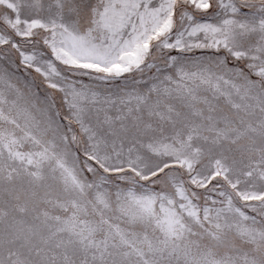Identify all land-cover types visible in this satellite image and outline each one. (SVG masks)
Here are the masks:
<instances>
[{
	"label": "snow or ice",
	"instance_id": "obj_1",
	"mask_svg": "<svg viewBox=\"0 0 264 264\" xmlns=\"http://www.w3.org/2000/svg\"><path fill=\"white\" fill-rule=\"evenodd\" d=\"M0 264H264V0H0Z\"/></svg>",
	"mask_w": 264,
	"mask_h": 264
}]
</instances>
